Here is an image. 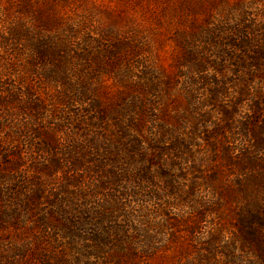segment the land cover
Here are the masks:
<instances>
[{"label": "trees", "instance_id": "trees-1", "mask_svg": "<svg viewBox=\"0 0 264 264\" xmlns=\"http://www.w3.org/2000/svg\"><path fill=\"white\" fill-rule=\"evenodd\" d=\"M215 5L182 3L168 73L89 79L52 8H0V264H264V3Z\"/></svg>", "mask_w": 264, "mask_h": 264}, {"label": "rangeland", "instance_id": "rangeland-1", "mask_svg": "<svg viewBox=\"0 0 264 264\" xmlns=\"http://www.w3.org/2000/svg\"><path fill=\"white\" fill-rule=\"evenodd\" d=\"M48 5L58 16L57 26L67 28L72 48L71 55H83V60L71 59L73 73L89 79L95 70L104 69L97 62H109L112 57H128L130 62L144 69L149 65L168 73L171 69L173 45L171 37L187 27L185 19L192 18L182 7L192 0H33ZM206 1V0H203ZM8 0H0V8ZM264 0H216L214 8L248 10L258 13ZM16 11L14 9L13 13ZM25 20H30L25 15ZM126 43L128 50H115V45ZM115 46V47H114ZM114 54V56L111 55ZM81 64L86 70H82ZM112 75V74H111ZM95 80L91 79V82ZM97 82V81H96ZM108 91L116 90L111 76L102 74L98 81ZM117 84V83H116ZM108 86L110 88H108ZM176 249V248H175ZM186 260L168 250L144 260L146 264H177Z\"/></svg>", "mask_w": 264, "mask_h": 264}]
</instances>
